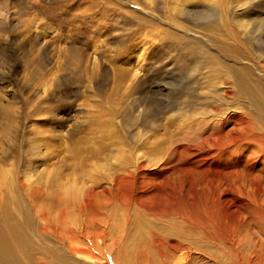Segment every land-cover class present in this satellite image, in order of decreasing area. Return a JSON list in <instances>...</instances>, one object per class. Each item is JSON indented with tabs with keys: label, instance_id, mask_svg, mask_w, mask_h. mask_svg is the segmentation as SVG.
<instances>
[{
	"label": "rangeland",
	"instance_id": "1",
	"mask_svg": "<svg viewBox=\"0 0 264 264\" xmlns=\"http://www.w3.org/2000/svg\"><path fill=\"white\" fill-rule=\"evenodd\" d=\"M240 82L264 91V0H0V264H94L71 251V231L88 234L75 248L137 264L172 225L104 187L247 111ZM70 185L95 190L98 204H64ZM136 212L142 245L130 240ZM104 232L112 240L101 250Z\"/></svg>",
	"mask_w": 264,
	"mask_h": 264
},
{
	"label": "bare ground",
	"instance_id": "2",
	"mask_svg": "<svg viewBox=\"0 0 264 264\" xmlns=\"http://www.w3.org/2000/svg\"><path fill=\"white\" fill-rule=\"evenodd\" d=\"M239 85L247 91V111L239 108L224 113L201 128L194 137L171 144L158 161L142 164L139 170L133 168V172L118 181L108 180L104 187L106 194L115 196L123 205L135 203L152 219L170 221L172 225L166 229L168 237L158 233L149 237L147 243L150 248L137 254V264H192L197 258H201V263L205 259L210 264H220V249L227 254L231 264H264V91L253 85L249 87L246 84L247 87L243 82ZM181 104L193 109L192 101ZM207 110L202 105L201 108L194 107V111ZM62 198L64 204L74 203L82 212L86 206L98 204L95 190L84 194L74 185L66 188ZM116 211H109L113 222L109 226L110 231L115 230L120 222ZM136 213L130 234L132 237H129L132 242L138 244L142 241L144 244L146 227ZM94 218L92 222L98 223ZM74 232L71 231V236L67 235V244H70L73 253L94 264H108L105 255L75 248L74 245L86 239L88 234L73 238ZM105 234L97 237L95 243L98 249L110 247L111 243L107 242L111 236L106 238V242ZM84 244L87 246L86 242ZM117 245L119 241H113V250L120 247ZM211 250H215L216 256H209ZM127 264L132 263L128 261Z\"/></svg>",
	"mask_w": 264,
	"mask_h": 264
}]
</instances>
